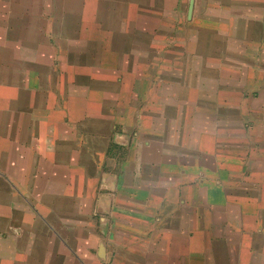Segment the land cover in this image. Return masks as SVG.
Here are the masks:
<instances>
[{"label":"crops","instance_id":"obj_1","mask_svg":"<svg viewBox=\"0 0 264 264\" xmlns=\"http://www.w3.org/2000/svg\"><path fill=\"white\" fill-rule=\"evenodd\" d=\"M0 0V264H264V0Z\"/></svg>","mask_w":264,"mask_h":264},{"label":"rangeland","instance_id":"obj_2","mask_svg":"<svg viewBox=\"0 0 264 264\" xmlns=\"http://www.w3.org/2000/svg\"><path fill=\"white\" fill-rule=\"evenodd\" d=\"M100 261L105 264V261H106V251H105V248H101L100 249Z\"/></svg>","mask_w":264,"mask_h":264},{"label":"water","instance_id":"obj_3","mask_svg":"<svg viewBox=\"0 0 264 264\" xmlns=\"http://www.w3.org/2000/svg\"><path fill=\"white\" fill-rule=\"evenodd\" d=\"M194 1H195V0H191V1H190V9H189L190 15H191L192 12H193Z\"/></svg>","mask_w":264,"mask_h":264}]
</instances>
